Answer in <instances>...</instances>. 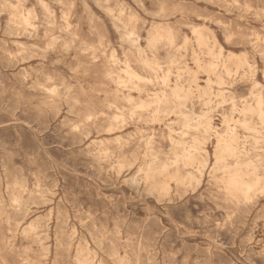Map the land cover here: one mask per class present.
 <instances>
[{
	"label": "rangeland",
	"instance_id": "obj_1",
	"mask_svg": "<svg viewBox=\"0 0 264 264\" xmlns=\"http://www.w3.org/2000/svg\"><path fill=\"white\" fill-rule=\"evenodd\" d=\"M173 2L174 0H154L153 3L146 4L150 11L157 10L160 13L152 14L154 23L149 20V27L152 28L149 35L143 31L145 22L135 9L134 0H43L47 7H43L39 0H0V205L6 210L4 212L0 208V217L3 218L0 220V251L7 253L10 264H18V260L38 261L47 256L48 247L52 256H55L57 239L65 242L64 234L70 233L74 227L80 233L82 247L83 240L88 239L91 244L89 251L103 254L106 264H116V260L110 257L125 254L124 249L129 246L125 241L131 242L129 258L133 261L138 259L139 264H147L149 259H154L157 264H164L165 261H171L172 254L178 250L181 254L176 264L187 255H191L193 259L210 261V264H248L249 260L254 261V264H264V259L256 256V253L264 251V221L256 223L254 214L247 220L237 222L234 228L220 231L215 228V224L217 221L223 222L222 214H217L205 223L194 204L171 206L167 219H164L161 212L167 233L157 239V234L162 231L158 225L151 232L145 231V247L150 251H139L137 240L141 232L138 223L139 216L143 214H137L135 209L124 210L118 204L113 206L102 198L97 199V184L79 175L87 170L90 161L80 158L79 149L72 147L71 141L64 148L58 146L52 152L53 157L35 161L33 157L39 146V138L23 123L29 118L30 111L22 108L13 119L17 107L16 93L22 91V82L38 69L52 66L55 62L57 70L53 75L59 80L71 81L72 70L77 68L83 79L95 82L96 66L92 65L91 58L94 49L103 43L104 37H97L92 28L94 21L102 13L111 23L113 31L125 30L128 46L137 49L144 56V64L148 70L158 71L165 64L169 65L168 68H163L161 86L145 87L141 83L144 77L139 74H136L134 83L115 79L113 89L119 88L124 92L120 103L109 113L113 124L123 126V132L116 131L115 135L124 138H127L125 133L159 135L163 128L161 121H165L172 133L182 129L194 142H200L206 136L205 144L216 143L218 136H226L228 131L238 140L255 136L256 131L242 125V121L247 120L254 127L251 121L255 119L251 115L240 113V109L246 105H255V101L248 99L251 90L243 80L234 84L231 90L233 97L239 102L235 115L226 113L224 117L217 119L204 107L205 101L217 94L222 81L218 67L214 71L207 69V65L213 61L211 49L206 57L184 66L167 57L166 51L161 49L163 30L172 33L176 24L175 12H166ZM245 5L256 9L264 8L262 0H214L211 4L187 0L184 7L190 12L203 14L205 18L193 17V24L184 31L190 41L198 40L193 35L196 28L207 41L209 36L205 29L213 33L221 43L224 38L232 37L237 32L243 37L264 38L261 37L264 34L261 31L264 29V21H256L247 15ZM49 16L53 26L48 30V39L43 43H36L29 36L34 30L43 36L44 30L38 28V25ZM236 43L241 41L237 40ZM44 44H47L48 50L40 51ZM192 47L196 45L192 44ZM145 48L154 51L145 53ZM220 51L231 56V52L223 46ZM213 52L216 53L214 50ZM231 62L233 61L226 63ZM99 71L112 78V72L106 66L101 65ZM84 73L87 75H83ZM165 76H168L167 83L163 80ZM176 87L180 92V100L175 98L174 103H168L158 111L157 98L169 95ZM24 95L29 93L25 92ZM258 95L259 93L255 95V100ZM129 96L132 97L131 101ZM142 102L146 104L145 107L140 106ZM126 112L129 115L142 114L143 123L135 126L125 124ZM206 114H209L214 126L209 134L202 125ZM186 124L190 127H186ZM228 126L231 130H228ZM59 136L58 131H53L45 139L47 143L59 145ZM205 153L207 154V147ZM69 159L76 161L75 168L64 171L63 163ZM88 174L92 175L90 171ZM57 181L60 184L57 192L65 201L60 205V195L48 196ZM18 195L23 196L29 204L16 213L9 210L8 206L11 198ZM28 208L32 211L27 212ZM65 210L68 211L70 220L66 229L63 215L60 217V213ZM144 211L149 210L145 208ZM89 215L92 220L87 225V230L82 229L79 220L87 219ZM59 219L60 223L57 224ZM197 219L200 220L199 224L196 223ZM185 228L197 234L185 235ZM13 231H16L15 234ZM249 238L252 239L251 245L247 243ZM213 240L226 247L217 248L212 243ZM209 247L213 249L211 257L206 252Z\"/></svg>",
	"mask_w": 264,
	"mask_h": 264
},
{
	"label": "clouds",
	"instance_id": "obj_2",
	"mask_svg": "<svg viewBox=\"0 0 264 264\" xmlns=\"http://www.w3.org/2000/svg\"><path fill=\"white\" fill-rule=\"evenodd\" d=\"M39 2L43 7H47L43 0ZM153 2L154 0H134L135 9L145 22L143 31L149 35L152 33L149 20L154 23L152 14L160 15L159 11H150L146 7V4ZM196 2L211 4L214 0ZM186 3L187 0H174L171 7L168 6L166 9V12H175L176 24L171 37L167 32L162 35L161 49L166 51L167 57L175 59L181 66L194 64L197 59L206 57L210 49L214 50L219 57L218 68L222 81L217 94L209 97L204 107L217 119L224 117L226 113L235 115L239 102L233 97L231 90L234 84L243 80L251 90L248 99L254 101L257 93L262 98V102L256 108L247 105L240 109L241 115H251L255 118L251 121L257 130L255 136L238 140L226 134L216 143L205 144L206 136L200 142H194L182 129L172 133L165 121H161L163 128L159 135L125 133L124 136L127 138L115 135L116 131L123 132V126L113 124L109 113L120 103L124 95L121 89H113L115 79L134 83L136 74H139L144 77L141 83L145 87L161 86L163 68H168L169 65L165 64L158 71L148 70L144 64V56L137 49L128 46L125 30L113 31L111 23L102 13L100 18L94 21L92 28L97 37H104L103 43L94 49L91 58L92 65L96 66L95 82L83 79L77 68L72 70L71 81H61L53 75L57 70L54 62L52 66H45L28 76L20 85L22 91L17 92L15 96L17 107L13 119L22 108H27L30 116L23 121L24 126L39 138V146L33 157L35 161L53 157L52 152L58 146L64 148L71 141V146L79 149L80 158L90 161L87 170L79 175L97 184L95 189L97 199L102 198L113 206L118 204L124 210L135 209L137 214H143L139 216L138 223L141 232L137 240L139 251H150L145 247L143 235L145 231L151 232L152 228L158 225L162 231L157 234V239L167 233L164 219L168 218L170 207L176 204H194L199 215L204 217L205 223L211 221L217 214H222L223 222L217 221L215 224V228L220 231L234 228L237 222L247 220L254 214L256 223L264 221V38L243 37L237 32L232 37L224 38L221 43L215 39L213 33L205 29L209 36L206 43L199 39L190 41L184 30L191 27L193 17L196 19L205 17L203 14L190 12L184 7ZM245 7L247 15L256 21H264V8L256 9L248 5ZM50 20V16L46 17L38 25V28L44 30L43 36L34 30L29 38L36 43L46 41L48 30L53 26ZM261 31L264 32V29ZM261 37H264V34H261ZM237 40L241 43H236ZM192 44L196 47H192ZM221 46L231 52V57L220 51ZM39 50L47 51V44ZM143 51L148 53L154 50L145 48ZM229 59L233 62L225 63ZM101 65L112 72V78L101 74L99 71ZM25 92L29 95L25 96ZM161 99L166 103H174L175 92ZM117 111L120 109L117 108ZM125 116V124L131 123L135 126L143 123L140 113L129 115L126 112ZM53 131L60 134L59 145L46 142L45 138ZM75 165V160H66L63 163V170L69 171L75 168ZM89 171L92 175L88 174ZM58 188L60 189L59 181L52 187L48 196L60 195L57 192ZM63 203L65 201L60 195L59 205ZM27 204L28 201L18 195L11 198L8 209L19 213L27 208ZM0 208L3 209L2 205ZM145 208L149 211H144ZM3 211L6 212L4 209ZM31 211V208L27 209V212ZM161 212L164 219L161 218ZM61 215L64 217L66 229L70 223L68 211H63L60 217ZM2 219L0 217V220ZM91 220V215L87 219L79 220L80 227L87 230ZM133 222L137 223L135 220ZM59 223L60 219L57 224ZM196 223L199 224L200 220L197 219ZM16 230L19 228L16 227ZM184 231L188 236L197 234L188 228ZM15 232L13 231V234ZM119 235L117 230V236ZM79 238L80 233L74 227L70 233L64 234L65 242L57 239L55 256H52L48 247L46 257L38 261L18 260V264H41V261L43 264H106L103 254L89 251L91 244L88 239L83 240L82 247ZM125 243L129 245L124 249L125 254L110 259H115L116 264H139L138 259L133 261L129 258L131 242ZM212 243L217 248L226 247L217 240H213ZM247 243L251 245L252 239L249 238ZM206 252L211 257L213 249L209 247ZM180 254V250L173 253L171 261H165L164 264H176ZM243 255L242 252L241 256ZM50 256L52 258L49 260ZM256 256L264 259V251L256 253ZM0 264H10L5 251H0ZM147 264L157 262L149 259ZM179 264H210V261L193 259L191 255H187L179 260ZM248 264H254V261L249 260Z\"/></svg>",
	"mask_w": 264,
	"mask_h": 264
},
{
	"label": "bare ground",
	"instance_id": "obj_3",
	"mask_svg": "<svg viewBox=\"0 0 264 264\" xmlns=\"http://www.w3.org/2000/svg\"><path fill=\"white\" fill-rule=\"evenodd\" d=\"M164 31V33L165 32H167V34L169 35V37H171L172 36V33H171V31H169V30H163ZM194 33H196V36H197V39H199V40H202V41H204L205 43L207 42V39L205 38V36L202 34V32L199 30V29H194V31H193ZM210 53L213 55V61H211L208 65H207V69L209 70V71H214V70H216V68L218 67V63H219V57L216 55V53H214L213 52V50H210ZM231 57V56H230ZM229 61H233L232 59H229L228 61H225V63L226 62H229ZM236 62H239L238 60H236ZM154 64H155V62H153ZM157 65V64H156ZM168 79V76H165L164 78H163V80H164V82L165 83H167V80ZM175 92V98L177 99V101L178 100H180V98H181V96H180V92H179V89L176 87V88H173L172 90H171V92ZM258 94V93H257ZM164 96H168V95H161L160 97H158L157 98V100H156V106H157V110L159 111L160 109H162V107L163 106H167V104L168 103H166V102H163L162 101V99H161V97H164ZM128 99L131 101L132 100V97L131 96H129L128 97ZM255 101V105L254 106H252V104H251V107L252 108H256L261 102H262V98H261V96L260 95H258L257 97H256V100H254ZM253 101V102H254ZM254 104V103H253ZM145 103H141V107H145ZM247 106V105H246ZM245 106V107H246ZM203 114H205V113H203ZM209 115V114H208ZM207 114L204 116V118H203V122H202V125H203V127H204V129H205V132L207 133V134H209V132L211 131V130H213L214 129V126H213V123H212V119L210 118V116H208ZM203 116H201V117H203ZM228 123V122H227ZM242 125L243 126H245V127H247V128H251V129H253L254 131H256L257 132V130L255 129V127H253V126H250V124H249V122L247 121V120H243L242 121ZM186 127H190V125L189 124H186ZM228 130H231V128H230V126H228ZM227 136H229V137H232V138H234V139H237V137L235 136V135H233V134H231L229 131H228V134H227ZM225 137V135H219L218 136V140H220L221 138H224ZM217 140V141H218ZM7 145V144H6ZM9 148V147H8ZM23 182V181H22ZM24 185V184H23ZM29 204V203H28ZM80 208V207H79Z\"/></svg>",
	"mask_w": 264,
	"mask_h": 264
}]
</instances>
